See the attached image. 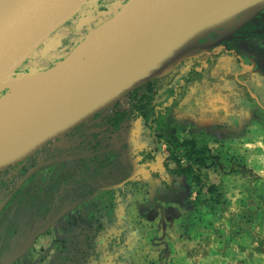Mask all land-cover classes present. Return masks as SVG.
Here are the masks:
<instances>
[{
  "label": "rangeland",
  "instance_id": "1",
  "mask_svg": "<svg viewBox=\"0 0 264 264\" xmlns=\"http://www.w3.org/2000/svg\"><path fill=\"white\" fill-rule=\"evenodd\" d=\"M128 1L90 0L52 35L51 48L46 41L14 77L40 76L54 68ZM229 1L204 14L210 21L199 27L197 38L206 50L180 49L159 71L163 73L156 104H168L158 119L160 128H174L179 141L192 139L206 147L207 165H191L194 171L188 179L177 174L174 156L142 119L129 118L117 130L109 126L112 114L131 110L146 82L135 89L134 97L132 92L119 97L77 126L78 131L74 128L0 171L4 203L19 190L41 192L58 175L70 174L59 217L44 226L45 217H38L34 225L25 215L12 242L19 241L21 232L29 236L34 229L39 235L29 238L24 254L6 264H197L204 220L210 233L215 230L210 220L222 214H245L251 220L264 216V36L231 39L236 32L264 31V0ZM179 39L183 40L180 35L172 39L174 48ZM213 58L201 82L193 79L184 89H175L192 60ZM16 96L15 85L0 88V101ZM201 101L204 105L199 103L198 114L191 117ZM71 142L74 150H63ZM57 148L75 155L62 159ZM176 157L182 167L188 165L182 149ZM90 163L94 170L84 173ZM209 186L217 195H208ZM214 240L203 245L214 250ZM185 253L192 263L186 262Z\"/></svg>",
  "mask_w": 264,
  "mask_h": 264
},
{
  "label": "water",
  "instance_id": "2",
  "mask_svg": "<svg viewBox=\"0 0 264 264\" xmlns=\"http://www.w3.org/2000/svg\"><path fill=\"white\" fill-rule=\"evenodd\" d=\"M89 1L5 0L0 11V88ZM219 1L129 0L91 30L66 59L41 73L47 76L41 94L22 98L5 110L0 122V171L25 161L163 73H148L120 84L113 70L126 55H138L143 47L154 50L158 38L168 36L172 41L175 35L206 50L197 32L210 21L204 17V6ZM157 24L169 25L170 31L159 37V32L152 30ZM53 88L60 91L59 99L52 95ZM41 97L54 101L43 102Z\"/></svg>",
  "mask_w": 264,
  "mask_h": 264
},
{
  "label": "trees",
  "instance_id": "3",
  "mask_svg": "<svg viewBox=\"0 0 264 264\" xmlns=\"http://www.w3.org/2000/svg\"><path fill=\"white\" fill-rule=\"evenodd\" d=\"M240 26L236 24L235 28ZM259 32V31H258ZM247 37L254 35L253 32L246 34ZM216 58L212 60L197 59L192 60V66L187 75L180 80V83L175 86V89H184V85L193 79L201 82L206 74L210 71V66L214 64ZM160 78H155L150 82H147L144 87L143 95L137 99L131 106V110L116 112L108 118L109 126L117 130L122 123L129 118H140L144 121L145 126L151 131L152 136L157 142L164 141L167 145V149L171 156L173 155V161L176 164L178 175H185L188 179H191L193 174V168L191 165H197L200 168H204L207 165L209 157L207 156L208 149L206 147H198L196 142L192 139L179 141L175 136L174 128L165 126L160 128L158 119L166 113L168 104H156V98L158 96ZM190 83V82H189ZM200 84V83H198ZM199 87V86H197ZM138 90L132 92V96L136 95ZM174 97V96H173ZM205 101V100H204ZM204 101L197 102L194 106L193 113L190 116L194 117L199 112L198 104L204 105ZM98 115V114H97ZM94 116V117H97ZM78 131V127L75 131ZM63 150H74L73 143H68L63 146ZM62 148H57L56 154L64 159L66 156H74V152L62 154ZM183 150V156L188 160V165L181 166V161L176 157V151ZM100 165L104 164V161ZM94 165L92 163L85 164V171L88 169L93 171ZM70 174L58 175L52 183L42 189L41 192L35 190H19L15 196L8 202H0V264H6L7 261H14L24 254L27 249V242L29 238L31 240L36 239L39 235L38 230L32 231V234L26 236L21 232L17 238L18 242H12L13 236L20 232V226L24 222L25 215H29V218L34 225L38 223V217H45L42 224L48 226L50 222L55 221L61 212V200L64 196L62 191L68 185ZM207 193L210 197L217 195L216 189L213 186L207 188ZM214 201H218V197L212 198ZM49 204V207H46Z\"/></svg>",
  "mask_w": 264,
  "mask_h": 264
},
{
  "label": "crops",
  "instance_id": "4",
  "mask_svg": "<svg viewBox=\"0 0 264 264\" xmlns=\"http://www.w3.org/2000/svg\"><path fill=\"white\" fill-rule=\"evenodd\" d=\"M49 41L46 43L51 48L55 41ZM256 218L262 219V223L256 222ZM214 219L210 221L214 223L215 230L210 233L207 219L201 223L203 225L200 229L205 235L203 234L201 238L203 243L197 264H264L263 215L253 216L251 220L245 214H222ZM213 238L215 239L214 250L203 245L204 243L209 245ZM185 256L186 262L192 263L186 253Z\"/></svg>",
  "mask_w": 264,
  "mask_h": 264
},
{
  "label": "bare ground",
  "instance_id": "5",
  "mask_svg": "<svg viewBox=\"0 0 264 264\" xmlns=\"http://www.w3.org/2000/svg\"><path fill=\"white\" fill-rule=\"evenodd\" d=\"M5 0H0V11L4 4ZM229 0H220L219 3H228ZM230 2V1H229ZM232 2V1H231ZM217 7V6H216ZM214 4H206L204 6L205 14L209 12H213L215 10ZM154 26V27H153ZM152 30L154 29L156 32H159V37L163 35V32H169V25H153ZM162 33V34H161ZM166 35V34H165ZM168 36L158 38L159 41L156 43V55L153 53L154 50H149L146 47L141 48L140 54L138 55H126L121 59L118 65L113 70V76L117 79V81L121 83H125L129 79L141 77L148 73H156L161 70L163 66H165L167 60L180 49H188L191 50L195 47H198L194 42L179 39L176 47H173V42L167 38ZM199 48V47H198ZM165 60L163 61V58ZM164 68V67H163ZM46 75H22L21 77H16L13 80H9L4 86L9 84H13L16 86V98H8L0 101V122L4 119L5 110L8 108H12L13 103H17L20 99L24 98L26 100L31 99L37 93H42L44 88L41 87V83L46 79ZM46 91V89H45ZM59 90L56 88L52 89V95L59 99ZM40 101H54L45 97H41ZM26 113V112H25Z\"/></svg>",
  "mask_w": 264,
  "mask_h": 264
},
{
  "label": "flooded vegetation",
  "instance_id": "6",
  "mask_svg": "<svg viewBox=\"0 0 264 264\" xmlns=\"http://www.w3.org/2000/svg\"><path fill=\"white\" fill-rule=\"evenodd\" d=\"M259 31V32H258ZM250 32H253L254 35H250V36H264V31H261V30H252ZM248 32V33H250ZM248 33H245V34H240L239 32H236L234 36H232V40H244L245 38H249V36L247 37L246 34Z\"/></svg>",
  "mask_w": 264,
  "mask_h": 264
}]
</instances>
